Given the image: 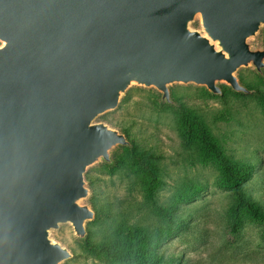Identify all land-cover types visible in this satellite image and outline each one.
<instances>
[{
  "label": "water",
  "instance_id": "water-1",
  "mask_svg": "<svg viewBox=\"0 0 264 264\" xmlns=\"http://www.w3.org/2000/svg\"><path fill=\"white\" fill-rule=\"evenodd\" d=\"M262 25L264 0H0V264L68 260L59 224L85 238V171L129 144L94 121L133 83L248 94L235 72L262 75Z\"/></svg>",
  "mask_w": 264,
  "mask_h": 264
},
{
  "label": "rangeland",
  "instance_id": "rangeland-1",
  "mask_svg": "<svg viewBox=\"0 0 264 264\" xmlns=\"http://www.w3.org/2000/svg\"><path fill=\"white\" fill-rule=\"evenodd\" d=\"M190 28L201 30L198 18ZM248 43L251 49L264 48V25ZM235 76L252 88L250 94L236 93L223 82L218 83L221 95H212L204 86L173 83L168 89L170 98L174 94L177 101L166 103L155 88L133 83L115 109L94 121L119 133L125 127L136 144L163 156L159 167L164 185L154 191V200L161 206L176 205L175 219L184 224L161 244L159 252L176 256L177 264H264V222L243 213L235 232L230 230L228 211L234 204L233 192L217 185L221 176L218 162L183 138L177 115L180 108L197 114L227 156L254 165L241 190L264 210V104L255 94L258 89L264 92V69L259 75L252 65L241 67ZM120 148L113 150L110 164L100 160L85 171V182L86 177L91 181L85 187L89 196L94 193L93 205L99 214L94 213L85 223L84 240L75 235L70 223L50 230V239L71 254L61 264H111L89 252L84 241H98L106 230L131 225H141L152 233L165 225L152 212L146 185L121 166L124 154ZM89 196L80 203L93 210Z\"/></svg>",
  "mask_w": 264,
  "mask_h": 264
},
{
  "label": "trees",
  "instance_id": "trees-1",
  "mask_svg": "<svg viewBox=\"0 0 264 264\" xmlns=\"http://www.w3.org/2000/svg\"><path fill=\"white\" fill-rule=\"evenodd\" d=\"M240 83L250 93L252 92V88L245 82L240 81ZM255 94L256 99L264 104V92L258 89ZM170 99L173 102L177 101L174 94L171 95ZM180 111L177 115L183 138L197 144L205 156L218 162L221 176L217 185L233 192L234 204L228 211L230 230L235 232V225L240 221L243 213L252 220L264 222V210L241 190V186L251 178L254 165L227 156L200 116L185 108H180ZM120 129L129 142L127 146H118L121 147L120 149L124 154L123 159L120 160L121 166L133 171L146 185L145 196L151 203L152 212L165 225L153 233L141 225L106 230L100 240L86 239L84 246L93 255L101 257L111 264H177L176 256L164 255L159 252L161 244L181 229L184 224L175 219L178 210L176 205L161 206L154 200V191L164 185L159 167L163 156L152 149L136 144L133 139L129 138L125 127ZM114 159H117V156L114 155ZM86 183L90 186L91 181L87 177ZM95 198L94 193H91L88 201L95 215H97L99 211L93 205ZM95 219H98L97 216Z\"/></svg>",
  "mask_w": 264,
  "mask_h": 264
}]
</instances>
